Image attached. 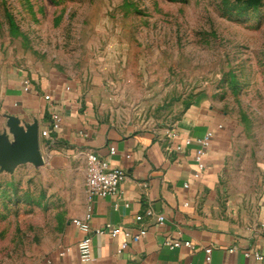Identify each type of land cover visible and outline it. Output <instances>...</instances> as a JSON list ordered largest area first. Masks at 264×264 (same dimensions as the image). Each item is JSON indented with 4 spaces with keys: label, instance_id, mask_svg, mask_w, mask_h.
<instances>
[{
    "label": "rangeland",
    "instance_id": "rangeland-1",
    "mask_svg": "<svg viewBox=\"0 0 264 264\" xmlns=\"http://www.w3.org/2000/svg\"><path fill=\"white\" fill-rule=\"evenodd\" d=\"M20 78L65 84L122 129L170 131L203 94L236 136L221 209L264 194V0H0L3 132ZM63 181L45 163L0 172V264L61 248Z\"/></svg>",
    "mask_w": 264,
    "mask_h": 264
},
{
    "label": "crops",
    "instance_id": "crops-1",
    "mask_svg": "<svg viewBox=\"0 0 264 264\" xmlns=\"http://www.w3.org/2000/svg\"><path fill=\"white\" fill-rule=\"evenodd\" d=\"M24 80L20 78L8 87V113L19 118L22 126L38 124L46 168L63 176L66 190L62 246L47 255L44 264H206L208 248L212 249L211 264H255L245 254L264 257V194L251 202L254 205L248 204L246 212L237 205L229 211L221 209V180L236 136L210 98L199 95L170 131L122 129L96 115L92 104L84 106L79 94L65 84L36 85L31 81L30 90L25 92ZM54 113L60 115L61 126L44 136ZM4 127L3 121L0 134ZM207 134L212 140L201 171L195 160V143L183 150L177 148L186 139L195 141ZM89 153L125 173L115 196L89 198ZM89 208L91 229L106 232L91 235L92 260L81 263L77 244L84 233L72 221L85 219ZM159 215L165 217L163 224L156 219ZM144 226L147 235L120 252L123 238H113L110 231L121 228L136 234ZM166 242H190L192 246L171 250ZM65 248L71 251L62 257Z\"/></svg>",
    "mask_w": 264,
    "mask_h": 264
},
{
    "label": "built area",
    "instance_id": "built-area-1",
    "mask_svg": "<svg viewBox=\"0 0 264 264\" xmlns=\"http://www.w3.org/2000/svg\"><path fill=\"white\" fill-rule=\"evenodd\" d=\"M24 91L28 92L31 88V80H24ZM46 100H51V96H46ZM51 127L49 130L43 131L44 136H49L52 131H57L60 126L62 119L59 114H52L51 116ZM212 140V135L207 134L203 139L199 140H184V144L179 146L177 150H183L185 147L191 146L195 143L198 148L196 150L195 160L197 162L199 170H204V157L206 155V150L209 148ZM111 153H115V149H111ZM86 174H87V188L89 198L98 197V198H108L111 196H115L122 182L125 180L126 175L121 169L112 168L107 160L101 158L96 153H89L86 157ZM187 187V186H186ZM149 216L153 215L151 212L147 213ZM92 218V210L89 208L85 219H74L72 224L76 226L79 230L84 233V237L77 244V254L81 263H88L92 260V234L96 235H104V229H96L92 230L89 224V221ZM156 219L159 224H163L165 221L164 216H156ZM110 235L113 238H123L120 243V252L125 250L129 243H139L146 235L147 228L141 227L139 228L136 234H131L130 232L123 231L121 228H113L110 231ZM191 247L190 242H166L165 246L169 249L173 250L179 248L180 246ZM71 251L70 248H65L60 256H65L67 253ZM207 258L206 264H211V253L212 249L208 248L205 250ZM248 258L252 257L255 260V264H262L264 261V257L259 254H245Z\"/></svg>",
    "mask_w": 264,
    "mask_h": 264
},
{
    "label": "water",
    "instance_id": "water-1",
    "mask_svg": "<svg viewBox=\"0 0 264 264\" xmlns=\"http://www.w3.org/2000/svg\"><path fill=\"white\" fill-rule=\"evenodd\" d=\"M10 133L0 134V172L12 173L26 163H45L40 153L38 124L21 125L17 117H9Z\"/></svg>",
    "mask_w": 264,
    "mask_h": 264
}]
</instances>
